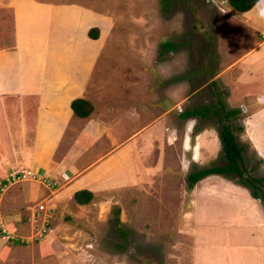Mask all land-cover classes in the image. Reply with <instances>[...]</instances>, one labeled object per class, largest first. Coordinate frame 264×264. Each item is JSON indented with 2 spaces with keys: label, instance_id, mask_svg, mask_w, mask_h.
Returning <instances> with one entry per match:
<instances>
[{
  "label": "rangeland",
  "instance_id": "obj_1",
  "mask_svg": "<svg viewBox=\"0 0 264 264\" xmlns=\"http://www.w3.org/2000/svg\"><path fill=\"white\" fill-rule=\"evenodd\" d=\"M70 1L113 20L90 83L96 107L123 108L132 102L138 107V124L144 118L149 121L150 114L152 119L162 114V119L153 128L156 131L121 146L123 172L125 164L134 170L140 166L145 149L150 154V162L134 173L143 177L96 196L89 207L76 211L80 214L76 219L65 218L60 238H52L54 247L43 241V252L33 248L36 259H28L27 264H226V260L228 264H264V218L255 209L259 205L264 216V206L260 198L251 195L252 186L243 177L262 176L264 189V161L248 139L242 138L244 116L253 111V103L257 107L264 101L252 102L251 95L245 101L228 100V62L241 55L248 42L236 40L240 39L236 33H245L240 31L241 20L230 14L234 7L228 0ZM165 41L178 44L164 50ZM143 103L152 113L150 109L142 111ZM244 104L247 108L243 111ZM203 105H209L212 112L180 115ZM220 105L241 110V117L231 120V128L243 146V175L214 172L190 186V171L226 163L220 137L222 121L213 111ZM125 134L122 131V142ZM156 158L161 167L152 172L151 161ZM145 173L148 178H144ZM223 189H228V221L218 207L208 222L200 211L194 238L190 232L194 205H208V201L220 204L221 195L216 193ZM39 204L44 205L42 214L46 210L49 215L52 209H47L46 201ZM54 214V222L64 216L62 211ZM41 225L37 221L23 242L36 243L33 234ZM45 226L48 229L50 224ZM225 231L228 234L223 238H210L212 233Z\"/></svg>",
  "mask_w": 264,
  "mask_h": 264
},
{
  "label": "crops",
  "instance_id": "obj_2",
  "mask_svg": "<svg viewBox=\"0 0 264 264\" xmlns=\"http://www.w3.org/2000/svg\"><path fill=\"white\" fill-rule=\"evenodd\" d=\"M233 10L230 14L241 20L240 31L245 33H236L240 36L236 40L241 43L243 38L248 42L241 55L228 62V100L245 101L251 95L252 102L264 101V0L256 1L240 14ZM112 21L108 15L93 12L77 1L0 0V222L19 235L17 241L0 236V263L27 264L28 259L33 262V248L43 252V241L47 247H54L52 238H60L67 218L79 217L76 211L89 207L96 196L138 181L143 176L134 173L150 162L151 156L145 149L144 160L138 161L140 166L134 170L132 165L125 164L123 172L120 150L125 141L131 143L152 133L162 114L155 119L150 114L149 121L144 118V123L138 124L135 103L123 106L128 111L110 105L106 110L99 109L89 93ZM94 27L98 28L97 37L88 33ZM79 96L92 102L89 116L73 114L71 100ZM143 106L144 113L146 109L152 113V108L145 103ZM131 108L134 111H129ZM252 110L244 116L242 138L248 139L264 161V104L254 107L253 103ZM122 131L126 132L123 142ZM151 162V171H158V159ZM18 167L32 169L51 179V183L31 178L6 183L8 171ZM80 189L92 192L89 202L75 200L74 192ZM220 195V204L215 206L210 201L208 205H194L190 230L194 238L199 230L200 211L208 222L218 207L228 221V189L216 193ZM40 201H46L47 209H52L49 215L44 210V216L37 207ZM255 209L262 213L263 220L262 208L256 205ZM55 211H62L64 216L54 222ZM255 216L256 213L251 217ZM118 219L122 222L120 216ZM37 221L50 224L44 240L23 242L25 234L36 228ZM224 234L228 231L212 233L210 238H223ZM224 263L228 264V260Z\"/></svg>",
  "mask_w": 264,
  "mask_h": 264
},
{
  "label": "trees",
  "instance_id": "obj_3",
  "mask_svg": "<svg viewBox=\"0 0 264 264\" xmlns=\"http://www.w3.org/2000/svg\"><path fill=\"white\" fill-rule=\"evenodd\" d=\"M230 5L237 10L245 11L252 7L256 1L258 0H228ZM98 28H90L88 33L92 37H97L98 35ZM180 43V42H179ZM176 42L165 41L163 42V49L168 50L173 48ZM215 83V82H212ZM71 107L73 109V114L78 117H86L91 114L93 109L92 102L87 99L86 97L79 96L75 97L71 100ZM212 112V108L209 105H203L201 108H194L189 110H184L180 112L181 116L184 115H192V114H202L206 115L208 112ZM214 112L219 115V120L222 121V126L220 130V137L222 142V148L225 154L226 163L222 166H212V167H204V168H195L194 170L190 171L188 174L189 184L192 186L196 181L201 179L207 174L214 173V172H221V173H231V172H238L243 175L244 168V157H243V146L239 144L233 134L232 131V119L236 120L241 117L240 115V108H228L226 109L222 105H220L219 110H213ZM244 179L252 189L250 193L255 198H260L263 206H264V189L262 187V176L254 177V176H244ZM93 194L88 189H80L74 192V198L78 203H87L91 200ZM19 237L15 240L17 241ZM37 240V239H36ZM14 241V240H13Z\"/></svg>",
  "mask_w": 264,
  "mask_h": 264
},
{
  "label": "built area",
  "instance_id": "obj_4",
  "mask_svg": "<svg viewBox=\"0 0 264 264\" xmlns=\"http://www.w3.org/2000/svg\"><path fill=\"white\" fill-rule=\"evenodd\" d=\"M26 178L42 179V181H45L46 184L51 183L50 180H47L46 178L39 176V174L36 171L29 169V168H25V167H18V168L9 170L6 176V183L15 182V181L17 182V181H20ZM37 207L39 209H43L44 205L39 204ZM45 225H46L45 222L42 223V225L34 232L33 239L34 238L40 239L41 237L45 236L48 230ZM0 236L7 238L8 240H11V241L19 237L17 234L8 230V228L4 226L1 222H0Z\"/></svg>",
  "mask_w": 264,
  "mask_h": 264
}]
</instances>
